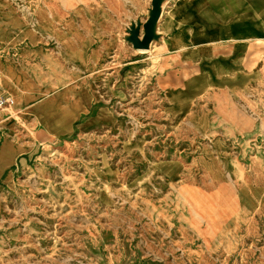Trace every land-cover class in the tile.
Wrapping results in <instances>:
<instances>
[{
  "label": "rangeland",
  "instance_id": "1",
  "mask_svg": "<svg viewBox=\"0 0 264 264\" xmlns=\"http://www.w3.org/2000/svg\"><path fill=\"white\" fill-rule=\"evenodd\" d=\"M152 1L87 0L72 13L74 51L86 44L107 78L102 103L75 89L68 106L39 94V0H0V83L14 99L0 106V236L16 240L0 244V264H264V57L185 64L198 0H163L139 52L130 30L144 34ZM61 29L46 48L65 50ZM237 45L247 41L219 53Z\"/></svg>",
  "mask_w": 264,
  "mask_h": 264
},
{
  "label": "bare ground",
  "instance_id": "2",
  "mask_svg": "<svg viewBox=\"0 0 264 264\" xmlns=\"http://www.w3.org/2000/svg\"><path fill=\"white\" fill-rule=\"evenodd\" d=\"M65 6L67 9L64 11V6L62 4V0H39L38 3V13H37V42H38V82H39V94L41 97H46L47 100L51 102H56L61 104V102L67 103L68 106L71 104V100L73 98V102L76 104V93L75 89H80L78 100H90L91 102H101L100 96L97 94V83L99 78L105 77L107 78L106 72L103 74L101 71L103 67L98 66L97 64H90L88 58V51L86 49L87 45L84 44L81 50L74 51L76 46L74 45L73 39V18L72 13L75 15L76 13H80L83 10V5L87 2V0H64ZM80 2L78 5L77 3ZM82 4V6H80ZM68 26L69 34L68 39L66 41V45H64L65 50L61 48L48 49L46 48L48 42L60 41L62 42V26ZM159 29V22L156 25V31ZM81 39H84L83 33L80 36ZM156 40V39H155ZM59 42V43H60ZM154 40L150 44V47L147 49H139V52H147L151 49ZM59 57H63L65 60L71 62L62 63ZM13 65H10L12 68ZM64 66L70 67L72 71L76 69L81 71V73L76 74L71 81H69L65 77ZM107 81V80H104ZM30 98V97H29ZM28 100V97H26ZM82 103L84 101H81ZM83 107V106H82ZM90 107L88 108V110ZM86 110V108H85ZM1 207V205H0ZM7 212H12L11 207L6 205ZM16 216V215H15ZM15 217L13 220L9 222V224L16 223ZM3 221L5 217L2 218ZM46 226V225H45ZM2 227H5L2 226ZM45 232L42 231L40 227H31L29 226V234L25 235V237L29 238L34 236L35 234L39 236H43L47 231L48 227H45ZM54 228H57L55 226ZM8 230L5 229L4 233ZM15 242L14 238L7 239V235L0 236V244L7 242ZM37 248V246H35ZM52 251H58L57 244L54 243L51 246Z\"/></svg>",
  "mask_w": 264,
  "mask_h": 264
},
{
  "label": "crops",
  "instance_id": "3",
  "mask_svg": "<svg viewBox=\"0 0 264 264\" xmlns=\"http://www.w3.org/2000/svg\"><path fill=\"white\" fill-rule=\"evenodd\" d=\"M246 0H243L245 2ZM242 2V3H243ZM197 8V3H196ZM209 9L213 18L201 20L199 13ZM220 16L221 18H214ZM242 22L239 26L238 22ZM191 23L192 20H186ZM194 37L186 40L184 48L185 64H218L226 61H237L240 53L246 55L245 63L253 66L260 63L264 57V0H248L247 3L236 6V0H226V10L218 8L212 0H198V20H196ZM143 36L141 30L140 37ZM247 41V46H232L227 53H219L223 49L224 42ZM185 41V40H184ZM227 47L225 46L224 49ZM136 49V48H135ZM139 50V49H136ZM192 57V58H191ZM223 59H218V58ZM233 57L234 59H225ZM243 61V60H242ZM251 69V68H249ZM207 74L206 72H203ZM209 74H212L209 72Z\"/></svg>",
  "mask_w": 264,
  "mask_h": 264
},
{
  "label": "water",
  "instance_id": "4",
  "mask_svg": "<svg viewBox=\"0 0 264 264\" xmlns=\"http://www.w3.org/2000/svg\"><path fill=\"white\" fill-rule=\"evenodd\" d=\"M163 0H153L152 1V9H151V15L147 19V21L143 25L144 34L142 37H140L141 33V25H134L130 30V37L129 40L133 43L134 47L136 49H147L150 47V44L152 41L157 38L156 33V25L160 18L162 8Z\"/></svg>",
  "mask_w": 264,
  "mask_h": 264
},
{
  "label": "built area",
  "instance_id": "5",
  "mask_svg": "<svg viewBox=\"0 0 264 264\" xmlns=\"http://www.w3.org/2000/svg\"><path fill=\"white\" fill-rule=\"evenodd\" d=\"M14 102L13 97L5 86L0 83V106L9 105Z\"/></svg>",
  "mask_w": 264,
  "mask_h": 264
}]
</instances>
